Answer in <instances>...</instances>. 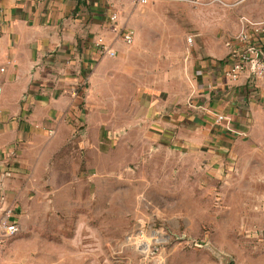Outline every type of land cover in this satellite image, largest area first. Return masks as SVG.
Instances as JSON below:
<instances>
[{
	"label": "crops",
	"instance_id": "obj_1",
	"mask_svg": "<svg viewBox=\"0 0 264 264\" xmlns=\"http://www.w3.org/2000/svg\"><path fill=\"white\" fill-rule=\"evenodd\" d=\"M242 34L264 42V0H0V219L20 226L0 264H73L87 218L106 216L59 182L61 152L83 154L90 185L162 151L264 229V77L225 76Z\"/></svg>",
	"mask_w": 264,
	"mask_h": 264
},
{
	"label": "rangeland",
	"instance_id": "obj_2",
	"mask_svg": "<svg viewBox=\"0 0 264 264\" xmlns=\"http://www.w3.org/2000/svg\"><path fill=\"white\" fill-rule=\"evenodd\" d=\"M63 156L52 162L59 182L70 178L76 181L69 185L71 192L97 193L102 199L97 210L106 200V216L87 218L90 234L82 231L87 236L67 250L74 254L73 264H264V229L245 226L241 196L216 194L209 184H198L195 175L183 185L177 168L167 169L177 158L170 160L162 151L146 154L117 172L118 180L113 172L101 177L102 183L88 185L79 162L83 154L76 153L72 162L62 161Z\"/></svg>",
	"mask_w": 264,
	"mask_h": 264
},
{
	"label": "built area",
	"instance_id": "obj_3",
	"mask_svg": "<svg viewBox=\"0 0 264 264\" xmlns=\"http://www.w3.org/2000/svg\"><path fill=\"white\" fill-rule=\"evenodd\" d=\"M134 2L146 4L150 1L154 0H133ZM189 2L195 6L212 3L214 0H182ZM110 20L115 21L117 18L116 13L110 14ZM258 30H262L258 27ZM125 42L130 43L132 41V35L130 32H124L122 35ZM241 40L243 41V45L236 48L233 51L230 58L229 68L225 72V76L227 79L231 81L237 80L242 73L245 71L249 72L250 75L254 78H263L264 77V42L256 44H252V42H248V36L246 34H242ZM98 45L101 47V50L109 55H114V51L105 47L101 39L98 40ZM253 49L261 50L263 55L262 58L252 67V60L255 57V52ZM67 94L70 96L76 97L78 95L77 88H71L69 90H65ZM225 117L223 115H219L217 117L218 121L223 120ZM20 230V226L15 216H13L12 212L6 211L3 217L0 219V253L2 249L8 244L9 240L16 236ZM149 247V246H148Z\"/></svg>",
	"mask_w": 264,
	"mask_h": 264
},
{
	"label": "water",
	"instance_id": "obj_4",
	"mask_svg": "<svg viewBox=\"0 0 264 264\" xmlns=\"http://www.w3.org/2000/svg\"><path fill=\"white\" fill-rule=\"evenodd\" d=\"M253 51L255 52V57L252 60V67L255 66V64L262 58L263 55L261 50L253 49Z\"/></svg>",
	"mask_w": 264,
	"mask_h": 264
}]
</instances>
